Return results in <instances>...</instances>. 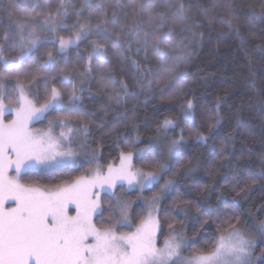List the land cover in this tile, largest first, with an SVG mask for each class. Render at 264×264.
Here are the masks:
<instances>
[{
    "label": "snow or ice",
    "instance_id": "snow-or-ice-1",
    "mask_svg": "<svg viewBox=\"0 0 264 264\" xmlns=\"http://www.w3.org/2000/svg\"><path fill=\"white\" fill-rule=\"evenodd\" d=\"M235 8L232 0H0V264H264V218L244 209L264 192V152L260 170L245 171L238 161L253 149L237 155L233 134L220 136L223 98L201 108L197 124L185 83L206 35L242 46L259 39L264 55V0H249L243 20ZM255 69L249 58L256 102L247 107L264 119ZM137 96L178 112L157 121L143 148L139 102L127 107ZM86 98L102 102L93 110ZM105 136L117 149L108 159ZM192 143L212 148L211 159H185Z\"/></svg>",
    "mask_w": 264,
    "mask_h": 264
},
{
    "label": "trees",
    "instance_id": "trees-1",
    "mask_svg": "<svg viewBox=\"0 0 264 264\" xmlns=\"http://www.w3.org/2000/svg\"><path fill=\"white\" fill-rule=\"evenodd\" d=\"M235 4L236 12L241 16V20L246 15V5L249 0H232ZM204 3H208V0H204ZM244 25H242L243 27ZM260 25H256L257 36L260 35ZM260 43L257 39L254 42H250L246 45H241L240 41L236 38L223 37L219 38L215 33L211 37L206 35L204 46L197 50L195 58L193 59L192 66L189 69V74L185 81L187 90L194 94L196 107H197V124H200V110L201 108L214 110L217 98H223L222 107L220 109L223 116V126L220 130V136L232 133L235 137L234 146L236 154L239 155L241 150L245 153L247 148L253 149V156L247 157L238 161L244 166L245 171L258 172L261 164L258 159L260 154L264 152V119L261 118V114L258 108H249V103L255 104L256 98L253 95V89L247 84L249 79V58L256 65V75L258 77L264 76V55L256 48V45ZM51 48V45H47ZM83 47V46H82ZM245 49L248 50L247 55ZM44 49H41L43 52ZM260 86V80H257V87ZM99 100L85 99V105L93 110L98 107ZM139 102L138 110L134 113L137 124L141 128L142 140L144 143L139 147L143 148L147 144L148 137L152 134V131L156 127L158 120L162 119L164 115H178V112L173 107L161 106L158 100L144 101L143 96L131 97L127 100V107H131L133 104ZM158 109V110H157ZM117 111L123 112L124 109L120 108ZM55 113L51 114L49 118H52ZM237 116L239 119L237 120ZM99 119V118H98ZM113 116L109 113L108 120L111 121ZM115 119H119L116 117ZM121 124L123 120L119 121ZM40 127L46 126V121L38 122ZM183 126V125H182ZM101 133L93 130V136L99 137ZM104 151L103 158L108 159L110 156L117 154L116 144L110 138L106 137L103 140ZM213 141H208L211 145ZM95 146V145H93ZM216 151H219L217 145ZM212 148H205L199 144L192 143L186 147L183 152L185 159L195 157L203 163L205 160L211 159L210 153ZM202 175V172H201ZM30 179H41L42 182H47L51 177H37L32 176ZM223 183V181H221ZM187 181L181 182L177 187L183 189ZM259 187V186H257ZM118 190V189H117ZM149 193H145L148 195ZM133 201L136 200V193L127 194ZM195 196V193L192 194ZM226 195V199L231 201L232 196ZM105 195L102 194V199H105ZM215 204V198H212ZM167 201L165 204L167 205ZM264 205V192L256 191L252 194L249 202L244 204V209L249 210L252 213V217L264 218V212H259L260 207ZM133 207L138 211V204H134ZM193 214L194 211H193ZM183 219V217H178ZM193 225L188 223V232L191 236Z\"/></svg>",
    "mask_w": 264,
    "mask_h": 264
},
{
    "label": "rangeland",
    "instance_id": "rangeland-1",
    "mask_svg": "<svg viewBox=\"0 0 264 264\" xmlns=\"http://www.w3.org/2000/svg\"><path fill=\"white\" fill-rule=\"evenodd\" d=\"M46 126H47V123H46ZM46 126L40 127L39 125H37V123L34 125V127H36V128H46ZM57 131H59V129H57ZM117 192H120V190L118 189Z\"/></svg>",
    "mask_w": 264,
    "mask_h": 264
}]
</instances>
